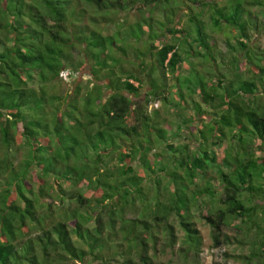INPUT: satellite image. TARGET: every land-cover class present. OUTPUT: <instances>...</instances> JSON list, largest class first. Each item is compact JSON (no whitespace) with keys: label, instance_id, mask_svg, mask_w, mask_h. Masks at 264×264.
I'll return each instance as SVG.
<instances>
[{"label":"trees","instance_id":"obj_1","mask_svg":"<svg viewBox=\"0 0 264 264\" xmlns=\"http://www.w3.org/2000/svg\"><path fill=\"white\" fill-rule=\"evenodd\" d=\"M172 1L175 12L166 8ZM220 1L0 0V264H170L158 258L177 242L183 259L191 253L197 264L202 237L195 214L209 226L214 247L227 223L243 229L251 247L237 258L264 264V49L257 53L241 12L226 15ZM205 2L217 20L203 21L200 14L213 12ZM156 9L162 19L153 16ZM181 9L189 24L195 21L188 45L176 41L189 31L178 25ZM119 10L139 16L104 35L95 21L116 22L111 15ZM155 22L171 38L159 48L151 42L161 40ZM208 23L228 33L227 51L245 66L244 77L228 76L226 53L205 30ZM138 39L143 52L132 50ZM193 46L216 51L224 70L182 80L183 57L200 54ZM130 50L143 59L130 61ZM85 62L89 79L63 90L59 73ZM134 63L140 70L133 72ZM153 101L161 111L149 110ZM47 134L50 145L40 144ZM18 141L28 148L22 161L15 157Z\"/></svg>","mask_w":264,"mask_h":264},{"label":"rangeland","instance_id":"obj_2","mask_svg":"<svg viewBox=\"0 0 264 264\" xmlns=\"http://www.w3.org/2000/svg\"><path fill=\"white\" fill-rule=\"evenodd\" d=\"M261 1H263V2L260 5H264V0H261ZM175 2L176 1H172L169 5H167L166 8L168 11H171V10L173 12L177 11L176 7L178 6V4ZM237 3L242 7L243 10H239L241 7H239V8L236 7ZM220 4H223L226 6V10H227L226 15L235 13L236 15L235 14L234 15L237 18H239V15L236 12H234V10L237 8V12L238 13L241 12V15L243 18L242 17H240V18L242 20V24H244L247 27L249 40L254 41V44L257 45V46H255V48L257 49V53H259L258 49L260 52L263 51V49H264V8L262 9L261 8L262 6H257V5L253 6L251 0H221ZM7 5H8V7H10L11 3H7ZM172 8H174V9H172ZM203 8H205V9L210 8L211 11H213L209 15H207V11H205V12L203 11L204 13L200 14L203 21L206 22L209 20H217V14L214 13V10L212 9V6L210 3L205 2V7H203ZM199 9H200L199 7L194 5L192 8L193 13L197 14L199 12ZM145 11H146V9H145ZM178 12L179 13H178L177 17L179 19L178 23H180V24H178V23L177 24L182 25V27H184V28L189 27L188 28L189 31L188 32L185 31L184 35H186V37L185 36L180 37L179 39H176V41L178 42L179 45H181L183 43L188 45V44H190V42L192 40L191 35H193L195 33V25H194L195 21H194V24H189L190 21H189V18H187L188 14H186V12H184L183 9L178 10ZM153 14H154L153 15L154 17H156V18L158 17V19L161 18V11H158L156 9L153 11ZM255 14L257 15L256 17L258 20L254 17ZM111 16L114 19H116V22H113V23L107 22L105 24L103 20L101 21V20L97 19L95 21V23L100 28V31L104 35H109L110 33H112L115 30V27L117 29L118 28L122 29L126 25L127 22L134 23L137 20L139 13L136 14V13H134V11L132 12V11H127V10L126 11L119 10V11L115 12V15H111ZM105 17L106 16H104V18ZM88 20L89 19L85 18L84 22H87ZM203 21L198 20V22H199L198 24L204 25ZM88 22L90 23V21H88ZM117 22H118V24H117ZM152 24H153L152 27L154 29L155 28L158 29L157 33L161 34V36H160L161 40L158 41L155 39L151 42H153V44L157 45L159 48L161 45V42L163 41L162 38L164 39V37H165L168 40L169 39L171 40V38H170V35H168L167 31H165V30L162 31L163 27L160 24H158L157 22H155V24L154 23H152ZM254 26L257 27L256 31H252L250 29L252 27L255 28ZM219 27L224 28L225 24L219 23ZM211 28L212 27H211L210 23H208V25L205 26V30L208 32L210 31V34L212 36H214L217 48L220 51L226 53L225 56H227V59H225L226 60L225 65L228 61V65H227L228 76L238 74L240 72L241 76L244 77L246 74L245 66L243 65V63L238 65L239 62H237V60H234V58H233V52L231 54L230 52L227 51L228 48L226 45V40H225L226 36L225 35H227L228 33L224 32V31L213 32L210 30ZM172 29H173V27H172ZM229 31H230V29H229ZM231 31L232 32L230 35H228V38L230 39V42H234L235 37L237 38V36H238L237 29L235 28V30H231ZM138 37H139V39H141L140 35ZM139 39L137 42L134 41V45H137V46H135L136 48H133L132 50H135V51L139 50V51L143 52L146 50V48H144L143 44L141 45L142 40L139 41ZM145 43L149 44L148 41ZM182 49L183 48L178 47L177 50H179L181 53L183 51ZM235 49L238 50L237 45H236ZM152 50H153L152 52H154V49H152ZM193 51H195V52L200 51V54L196 53V54L191 55V56H184L183 57V59L184 60L186 59V60L181 63L182 67L180 70V75H182L181 76L182 80H183V78L186 77L185 80L187 81V77H191V76L194 78V80H206V77L209 75H206L205 73L206 72L211 73V69L213 70V74H215L214 77H217V71H221V70L223 71L224 70V68L220 67V64L218 62L219 59H218V55H216V51L209 50V54H208L207 50H204V49L196 50L195 46H193ZM72 52H73L72 54H73L74 58H76L77 60H79L82 57V55L79 53L77 48L73 49ZM153 56H156V54H153ZM148 57H150V56H148ZM148 57L145 58L146 61H149L151 59ZM129 58H130L129 60L130 61L132 60L133 62H137V60L141 61L143 59V58H141V53H137L136 55H134L133 53H131V50L129 53ZM201 62H206L205 65H207V63H208V66L201 67L200 65H198ZM194 63H198V64H194ZM135 64L136 63H134L135 67L134 66L132 67L133 72H136L137 69L140 70L139 66L135 65ZM239 66H240V69H239ZM114 67H115L114 71L116 72V74L121 75L122 70H121L120 66H118V63H115ZM127 67L129 68L130 66H127ZM88 68H89L88 62H85L84 65L79 68L80 70L78 69V70H74V71H71L70 73H68V70L64 69L61 73H59V77H61V79L64 80L61 88L67 92L74 87L75 82L76 83L82 82L84 84L89 79V76L87 75L88 74V72H87ZM153 74H154V76L158 75L156 71L153 72ZM221 74L226 75L227 71L222 72ZM103 76H106V75L103 74ZM99 77H101V76H99ZM166 78H167V80H169V82H173V80H175V78H173L171 74L169 76H166ZM190 80H192V79H190ZM132 83L134 85H137L136 82H132ZM146 90H147L146 86H143V89H141V91H140L141 92V95H140L141 99L144 98L143 91H146ZM107 93H109V92H107ZM149 104H150L148 106L149 110L152 108H156V109L158 108L161 111V104L156 103V101L150 102ZM170 111L172 112L173 108H170ZM69 127H71V126L69 125ZM39 142H40V144H43V145H46V144L50 145L51 140L48 138V134H47V136H41ZM229 142H230L229 140L225 141L224 146L227 147V145L231 144ZM256 145H257V143H256ZM16 147H17V151H16V155H15L16 160H19V159H20V161L24 160L25 154L28 151L27 146L24 145L23 142L21 143V141H18V142H16ZM220 148H223V146ZM154 151H155V149L152 150L151 153H153ZM260 153L262 154L261 150H259V154ZM225 155H227V157H226L227 159H230L232 157L231 153H229L228 151L225 152ZM136 170L138 172V170H140V167L137 166ZM156 173L157 172H155V174H150V176H148V177H150V178H151V176L157 177ZM32 181H33L32 183H34L36 185H39L40 183H42V181H36L35 179ZM253 181L255 182L256 180L254 179ZM52 183H54V182H52ZM143 183L149 185V184H151V181L146 180ZM46 200H47V202L51 201V199H48V198H46ZM65 202H67V201H64V203ZM54 203L60 204L61 200L55 199ZM253 203H255V199L252 198L250 204H253ZM261 210H262V207L258 206V209L256 212L258 217L262 215ZM130 215L128 214V216H130ZM192 219H193L196 227L200 231V235H201L200 237H202V245L200 247V251L198 254V258H197L198 263L197 264H243L244 260L239 259L237 257L246 255L248 253L250 247H251L250 246V238H246L247 235L243 233L244 232V231H242L243 229L242 230L237 229V226L235 224H233V222L227 223L222 228V233H223V236L221 237L223 239L222 243L219 246L214 247V246H212V239L210 238L211 231H210L209 226L205 222V220L202 217H200L199 214H195ZM175 230H176L177 237H181L183 235L182 231H180L178 224H175ZM249 236H252L251 233H249ZM224 238L227 240H225ZM238 241H242V244L238 243ZM178 245H179V242H177L175 244L174 249L172 251H170L169 247H166L163 254H161L159 256L158 261H160V263L170 261V264H193L192 263L193 261H191L192 254L191 253L188 254V258L186 257V259L185 258L183 259V257L180 255V252L177 250L179 248ZM185 260H186V262H185Z\"/></svg>","mask_w":264,"mask_h":264}]
</instances>
